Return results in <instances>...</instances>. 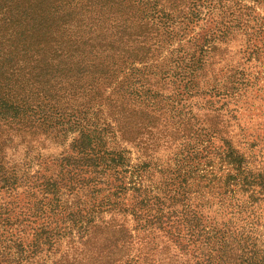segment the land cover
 <instances>
[{
  "label": "trees",
  "instance_id": "16d2710c",
  "mask_svg": "<svg viewBox=\"0 0 264 264\" xmlns=\"http://www.w3.org/2000/svg\"><path fill=\"white\" fill-rule=\"evenodd\" d=\"M45 1L11 0L10 5L15 13L30 12L29 20L40 33L46 15L36 18L32 14H37ZM99 1L85 0L75 31L70 22L61 19L63 31L54 40L37 39L30 46L21 42V67L13 73L17 87L15 91L7 85L0 89V121L20 131L66 119L77 131L71 144L75 157L60 165L56 180H46L47 192L56 195L58 183L73 187L75 182L87 180L94 185L92 189L107 187V194L94 199L87 209L63 203L47 219L43 212L35 213L43 220L34 228L31 244L12 245L15 256L0 255V264H141L142 259L143 264H264V239L256 233L264 227V170L253 171L249 160L231 145L223 109L232 87L216 90L223 101L218 108L210 105L204 121L207 127L198 125L184 102L199 93L218 44L227 39L229 30L199 32V40L190 43L188 39L187 45L179 38L177 47L169 52L171 62L163 65L154 60L162 49L155 24L162 19L163 34L171 40L173 21L180 18L174 14L181 13L157 8V0H128V7L123 6V0ZM136 3L146 11L152 9V14L130 12ZM12 21L7 24L13 25ZM258 27L264 37V25ZM3 49L11 56L17 54L18 44ZM234 76L229 79L238 84L237 89L242 88L244 77ZM90 113L94 120L85 124ZM107 134L118 137V148L107 147ZM212 138L222 145L214 147ZM163 143L172 151L169 161L174 163L166 170L156 167L161 177L154 185L148 180L151 176H145L150 162L132 163L127 146L134 145L153 158ZM216 157L228 166L221 177L212 168ZM204 189L210 190L219 205L228 204L230 214L236 213L244 226L229 229L209 220L204 215L207 200L196 203L204 197ZM128 192L135 200L133 214L142 219L145 212L146 217V223L135 230L145 233L154 226L165 232L164 247L150 245L147 235L137 239L134 229L116 224L112 218L95 221L103 210L111 213L119 208L121 197ZM62 236L68 238L67 246L57 256L59 251L53 247ZM153 252L157 257H152ZM42 257L46 259L40 263Z\"/></svg>",
  "mask_w": 264,
  "mask_h": 264
},
{
  "label": "rangeland",
  "instance_id": "374dc122",
  "mask_svg": "<svg viewBox=\"0 0 264 264\" xmlns=\"http://www.w3.org/2000/svg\"><path fill=\"white\" fill-rule=\"evenodd\" d=\"M123 1L125 3L123 6L128 7V0ZM157 1L160 4L157 8L165 7L181 13L174 14L180 15V18L173 21L171 30L174 34L171 40L163 34L164 21L158 19V24H155L161 33L158 43L161 44L162 49L156 53L154 60L159 59L163 65L171 62L173 56L169 52L177 47L179 38H182L183 43L187 45L188 39L190 43L199 40V36L196 35L199 32L220 28L229 30L227 39L218 44L219 49L211 59L213 64L200 84L199 93L193 97H186L184 102L188 107L186 110H191L198 125L207 127L204 121L205 116L212 109L210 105L213 104L218 108L223 101L217 96L216 90L224 89V86L232 87L225 98L228 103L226 110L223 109L225 121H229L231 145L237 153L249 160V166L253 171L264 170V37L259 34L258 27L264 25V0H176L174 3L169 0ZM85 3V0H65V2L59 0L55 4L54 0H46L44 5L38 7V13L32 14L36 18L46 15L44 21L46 25L40 33H37L36 26L29 20L30 12L19 14L21 11H17V14L10 5L11 0H0V89L3 90L7 85L15 91L17 87L16 76L13 73H17L18 68L21 67L18 63L24 53L21 42L24 41V45L30 46L37 39L41 42L48 39L54 40L63 31L60 27L62 20L70 22L75 31L80 9L86 6ZM95 4L93 1L92 5ZM131 6L134 10L130 9V12L135 15L144 13L151 15L153 11L152 9L146 11V8L142 5L138 6L137 3ZM11 18L13 25L7 24L11 22ZM22 23L25 24L19 27ZM22 28L26 31L16 33L15 30L22 31ZM149 28H151L150 25ZM31 32L35 33L36 37H31ZM75 33L78 35V31ZM11 44H18V50L17 54L9 56L6 54L8 49L3 48H9ZM230 75H235L236 78L244 77L242 88L237 89L238 84L232 83L229 79ZM214 87H216L214 93L210 94ZM93 120L94 116L90 113L84 123L88 124ZM76 136V129L70 127L66 119H58L51 126L46 127L37 123L34 127H23L20 131L17 128L10 129L0 121V159L2 161L0 175L5 176L6 179L0 177V248L4 249L0 255L15 256L13 255L15 248L12 245L21 242L24 247H28L31 244L34 228L38 227L43 220L40 216L36 218L35 213L43 212L44 219H47L54 216L52 210L63 203L71 207L87 209L94 205V199L98 200L107 194V187L101 185L96 186L95 189L98 191L94 194L95 189H92L94 185L87 180L77 181L73 187L58 183L56 195L47 192L44 185L46 180H56L60 165L65 163V160L75 157L71 144ZM106 141L109 149L120 146L118 137H112L111 134H107ZM213 141L214 147L222 145L218 138H212L211 142ZM160 146L153 158H147L148 155L134 145L127 146L132 163L150 162L151 168L146 170L145 176H151L148 180L154 185L160 182L161 177L156 172V167L166 170L174 163L172 160L169 161L172 151L168 150V145L163 143ZM212 164L217 177H221L228 171L226 163H221L217 157ZM204 165L205 161H202L201 166ZM89 176L93 177L91 173ZM158 186L162 187V184L159 183ZM204 190V197L198 199L196 203L207 200L204 215L209 216V220L213 219L215 223L217 222L218 227L228 225L229 229L235 225L244 226L242 219L236 213L230 214L231 209L228 204L219 205L217 199L212 197L210 190ZM120 200L119 208L111 213L103 210L97 215L95 221L101 222L112 218L114 223L123 224L129 230L134 229L133 235L137 239L141 240L147 235L150 245L157 248L164 247L168 239L165 232L154 226L145 233L140 228L135 230L139 224L146 223V217L145 212L142 214L144 219L137 218L133 214L135 201L133 193L128 192ZM38 204H40L39 207ZM256 233L261 234L264 239L263 226H260ZM67 241L66 236L57 240L53 247V250L57 248L59 251L57 256L65 252ZM137 243V246H141L139 241ZM138 255L145 256L144 253H138ZM151 255L157 257L154 252ZM44 259L46 257H42L39 262H43ZM143 262L144 259L141 264ZM121 263L125 264L124 261Z\"/></svg>",
  "mask_w": 264,
  "mask_h": 264
}]
</instances>
